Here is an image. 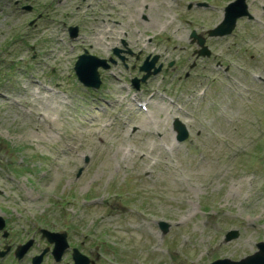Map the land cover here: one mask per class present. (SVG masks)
Returning a JSON list of instances; mask_svg holds the SVG:
<instances>
[{
	"label": "rangeland",
	"instance_id": "obj_1",
	"mask_svg": "<svg viewBox=\"0 0 264 264\" xmlns=\"http://www.w3.org/2000/svg\"><path fill=\"white\" fill-rule=\"evenodd\" d=\"M228 1L0 0V264L43 249L40 264H73L71 247L92 264H207L264 241V0H244L248 16L208 36ZM141 14L160 71L135 89L138 63L105 60L99 87L83 86L73 64L104 57L103 18ZM191 30L209 56L194 55ZM171 58L176 70H164ZM41 228L66 233L59 261ZM229 229L238 235L224 241Z\"/></svg>",
	"mask_w": 264,
	"mask_h": 264
},
{
	"label": "water",
	"instance_id": "obj_2",
	"mask_svg": "<svg viewBox=\"0 0 264 264\" xmlns=\"http://www.w3.org/2000/svg\"><path fill=\"white\" fill-rule=\"evenodd\" d=\"M246 5L244 0H234L228 3L224 8V16L220 23H218L215 27L208 30L209 35H223L230 33L232 28L234 27L235 20L243 15H246ZM69 35L71 37L76 35L77 28L75 26H70L68 28ZM191 36L196 37L194 31L191 32ZM197 43L201 46L199 49V54H208V50L203 45V39L198 38ZM152 63V62H151ZM150 64L142 65L141 69L145 70L146 73L141 75L139 79L133 78L132 83L135 88L138 86V82L144 81L149 75V67ZM98 66L107 67L105 61L103 59H99L95 56L89 54H80L77 56L76 61L74 62L73 69L76 74L77 79L85 85H89L92 87H97L99 84V77L96 71ZM156 70L152 71L155 72ZM173 129L176 131V140L181 141L185 139L188 135V132L183 123H181L178 119H174L173 121ZM162 232H165L167 229V223L164 221H159L158 223ZM3 226V219L0 217V228ZM42 236H45L47 241L53 243V248L51 250V254L54 259L57 261L60 259L63 251L67 248V242L65 239V233H57V232H49L46 229H41ZM5 234V233H4ZM237 230L231 229L227 231L224 235V241H228L237 237ZM31 244V240H28L26 243L18 245L15 250V256L20 257ZM257 250L253 253L248 254L238 260H231L229 258H218L215 259L208 264H264V241H259L255 244ZM4 253L0 252V255ZM41 256L37 255L32 258V264H38L41 260ZM71 258L73 259V264H88L92 263V260L87 258L84 254L80 253L76 248H72Z\"/></svg>",
	"mask_w": 264,
	"mask_h": 264
},
{
	"label": "flooded vegetation",
	"instance_id": "obj_3",
	"mask_svg": "<svg viewBox=\"0 0 264 264\" xmlns=\"http://www.w3.org/2000/svg\"><path fill=\"white\" fill-rule=\"evenodd\" d=\"M22 8L24 10H31V5L30 7L25 6ZM39 17L40 14H37L36 17L32 18L30 25H34L37 18ZM109 18L110 17L106 15V17H104L102 20L103 39H100V41L104 46L103 49L105 52V55L102 58L106 59V61L111 62L112 64H122L124 67H126L127 63H130L131 69L135 68L133 63H138L139 65L136 68V70H138V74L135 75H142L143 72L140 71V66L144 63L149 64L152 61L153 66L151 67V71L154 67H159L160 71L163 66V61L161 60L163 55L158 52L157 41H155L156 34L152 30H149V34H146V29H140V21H143V23L146 24L144 21L148 20V17L144 14L139 16L134 15L127 18L125 21H116V19H113L112 23L110 22L111 19ZM201 35L203 36V34ZM166 40L169 41V37H166ZM189 43H195L196 45L195 40L192 39ZM172 48L175 49L176 45H173ZM198 50L199 47L197 46L194 49V55L197 58L203 57L197 54ZM173 62L174 61L172 58L169 59V62L164 65L163 69L167 70L169 67H172L174 70H176L177 67L173 66Z\"/></svg>",
	"mask_w": 264,
	"mask_h": 264
},
{
	"label": "bare ground",
	"instance_id": "obj_4",
	"mask_svg": "<svg viewBox=\"0 0 264 264\" xmlns=\"http://www.w3.org/2000/svg\"><path fill=\"white\" fill-rule=\"evenodd\" d=\"M147 23H148V22H147ZM100 46H101L102 48H104V46H103V44H102V43L100 44ZM83 50H84V49H83ZM85 50H86V49H85Z\"/></svg>",
	"mask_w": 264,
	"mask_h": 264
}]
</instances>
